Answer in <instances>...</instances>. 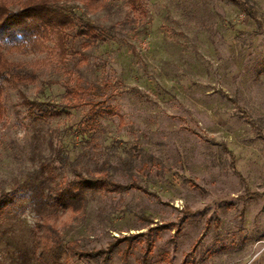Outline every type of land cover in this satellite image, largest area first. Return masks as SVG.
Segmentation results:
<instances>
[{
	"label": "rangeland",
	"instance_id": "374dc122",
	"mask_svg": "<svg viewBox=\"0 0 264 264\" xmlns=\"http://www.w3.org/2000/svg\"><path fill=\"white\" fill-rule=\"evenodd\" d=\"M251 2L261 26L229 0H112L88 15L116 27L98 45L73 28L64 59L54 40L8 53L38 80L5 81L0 264H49L43 220L92 252L56 264H99V250L108 264H264V0ZM40 90L60 113L20 103ZM52 139L116 185L84 212L49 198L51 174L73 178L49 160Z\"/></svg>",
	"mask_w": 264,
	"mask_h": 264
},
{
	"label": "trees",
	"instance_id": "16d2710c",
	"mask_svg": "<svg viewBox=\"0 0 264 264\" xmlns=\"http://www.w3.org/2000/svg\"><path fill=\"white\" fill-rule=\"evenodd\" d=\"M112 0H0V124L4 122L6 108L3 103L5 94V81L16 87L30 86L38 80L37 72L28 67L24 61H13L9 52L27 53L42 50L47 42L54 40V49L61 59H64L69 50V30L76 28L85 45H98L105 41L107 35L115 33V25H104L92 20L88 15L109 6ZM135 5L139 0H131ZM249 19L261 26L258 9L251 0H229ZM80 2L85 11L76 10L75 3ZM43 84H46L43 83ZM48 85V84H46ZM45 85V86H46ZM45 95L40 90L36 96H29L20 91L22 104L29 105L31 110L38 109L44 115L60 113L59 104ZM38 116H35V118ZM85 139L91 136L86 131L80 132ZM52 155L51 162L57 160L61 167L67 166L73 178L57 179L51 174L49 198L65 210L80 213L86 210L88 195L99 187L116 186L110 180V174L97 177L94 174L83 173L77 169L75 161L70 160L66 148L58 147L53 139L49 142ZM43 163V162H42ZM127 187V185H125ZM118 188H121L118 186ZM116 189V188H115ZM13 201L8 194H0V216L7 206ZM43 229L38 242L41 255L49 264L59 263L63 254L79 257H90V251L82 249L78 241L66 240L57 230L55 222L43 220L37 224ZM103 254L104 256H100ZM107 252L99 250L95 257H103L99 264H108ZM106 255V256H105Z\"/></svg>",
	"mask_w": 264,
	"mask_h": 264
}]
</instances>
